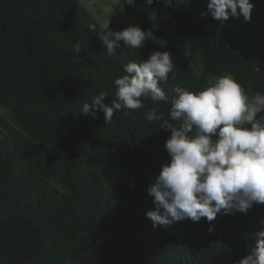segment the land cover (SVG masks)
I'll use <instances>...</instances> for the list:
<instances>
[{
    "label": "trees",
    "instance_id": "obj_1",
    "mask_svg": "<svg viewBox=\"0 0 264 264\" xmlns=\"http://www.w3.org/2000/svg\"><path fill=\"white\" fill-rule=\"evenodd\" d=\"M251 2L249 22L221 23L208 0H190L157 25L148 14L164 0L131 19L120 8L96 18L81 0H0V264H238L250 254L264 204L211 223L154 227L147 218V189L171 161V130L146 113L155 107L168 119L175 87L203 90L228 74L264 94V0ZM106 16L113 31L134 24L152 36L109 56L97 35ZM154 51L175 63L176 79L161 83L168 103L145 100L111 124L103 112L81 115L100 91L105 103L116 99L123 66Z\"/></svg>",
    "mask_w": 264,
    "mask_h": 264
},
{
    "label": "clouds",
    "instance_id": "obj_2",
    "mask_svg": "<svg viewBox=\"0 0 264 264\" xmlns=\"http://www.w3.org/2000/svg\"><path fill=\"white\" fill-rule=\"evenodd\" d=\"M154 2L146 0L147 5ZM164 3L170 6L173 0ZM207 8L221 23L240 16L249 22L254 4L251 0H208ZM111 23V17H104L97 34L109 56L121 48V42L125 48L138 50L152 36L151 30L134 24L113 31ZM88 27L95 32L97 25ZM74 51L81 52L79 43ZM174 67L169 51H154L139 63L130 61L123 66L126 74L114 80L116 99L105 103L108 92L100 91L82 104L81 115L98 118L97 113L103 112L105 123L111 124L115 113L141 109L145 100L168 103L161 83L176 79ZM172 91L168 119L155 107L146 113L148 121H160V129L171 130L164 146L171 161L147 189L154 197V210L146 212L153 226L201 218L211 223L218 214H246L255 204H264V94L243 86L231 74L210 79L203 90L178 86ZM213 230L214 225L208 229ZM253 239L250 254L238 264H264V227Z\"/></svg>",
    "mask_w": 264,
    "mask_h": 264
},
{
    "label": "rangeland",
    "instance_id": "obj_3",
    "mask_svg": "<svg viewBox=\"0 0 264 264\" xmlns=\"http://www.w3.org/2000/svg\"><path fill=\"white\" fill-rule=\"evenodd\" d=\"M81 2L90 10V12L99 18V11H103L106 14H112L116 8H120L123 16L126 19L134 18L138 12L145 11L150 5H147L146 0H135L134 4L132 0H81ZM178 2H173L172 5L166 6L165 3L160 10H156L153 13H149V18L160 25L163 21H168L172 16V8L178 6ZM134 13L133 15L131 13Z\"/></svg>",
    "mask_w": 264,
    "mask_h": 264
}]
</instances>
